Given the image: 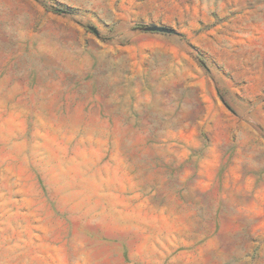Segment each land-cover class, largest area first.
I'll return each instance as SVG.
<instances>
[{
	"label": "rangeland",
	"instance_id": "374dc122",
	"mask_svg": "<svg viewBox=\"0 0 264 264\" xmlns=\"http://www.w3.org/2000/svg\"><path fill=\"white\" fill-rule=\"evenodd\" d=\"M0 264H264V0H0Z\"/></svg>",
	"mask_w": 264,
	"mask_h": 264
}]
</instances>
